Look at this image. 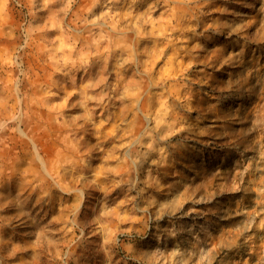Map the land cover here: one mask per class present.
<instances>
[{
    "label": "rangeland",
    "instance_id": "374dc122",
    "mask_svg": "<svg viewBox=\"0 0 264 264\" xmlns=\"http://www.w3.org/2000/svg\"><path fill=\"white\" fill-rule=\"evenodd\" d=\"M0 264H264V0H0Z\"/></svg>",
    "mask_w": 264,
    "mask_h": 264
},
{
    "label": "built area",
    "instance_id": "2783aa9c",
    "mask_svg": "<svg viewBox=\"0 0 264 264\" xmlns=\"http://www.w3.org/2000/svg\"><path fill=\"white\" fill-rule=\"evenodd\" d=\"M24 24V23H23ZM23 24H22V30H23Z\"/></svg>",
    "mask_w": 264,
    "mask_h": 264
},
{
    "label": "bare ground",
    "instance_id": "6f19581e",
    "mask_svg": "<svg viewBox=\"0 0 264 264\" xmlns=\"http://www.w3.org/2000/svg\"><path fill=\"white\" fill-rule=\"evenodd\" d=\"M185 12V11H184Z\"/></svg>",
    "mask_w": 264,
    "mask_h": 264
}]
</instances>
